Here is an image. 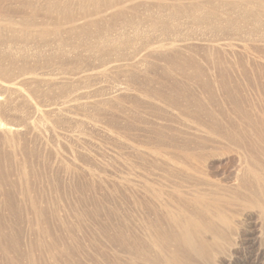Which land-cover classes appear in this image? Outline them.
<instances>
[{
	"label": "rangeland",
	"instance_id": "obj_1",
	"mask_svg": "<svg viewBox=\"0 0 264 264\" xmlns=\"http://www.w3.org/2000/svg\"><path fill=\"white\" fill-rule=\"evenodd\" d=\"M55 1L0 0V264H264L256 210L224 255L175 246L264 196V6Z\"/></svg>",
	"mask_w": 264,
	"mask_h": 264
},
{
	"label": "bare ground",
	"instance_id": "obj_2",
	"mask_svg": "<svg viewBox=\"0 0 264 264\" xmlns=\"http://www.w3.org/2000/svg\"><path fill=\"white\" fill-rule=\"evenodd\" d=\"M46 1L52 5L60 3L55 0ZM124 1L126 0H82L77 7L80 10L78 14L103 12V10L110 9ZM256 1L259 5L264 6V0ZM52 9L61 11L65 20H74L77 15V13L74 12V9L76 8L69 7L68 4L64 7H58V5L49 7V10ZM88 28L90 29V27ZM85 30L87 31V28ZM253 159L256 158L253 157ZM262 186L264 187V184H262ZM249 188H252V186H249ZM252 195L255 196L254 193H252ZM212 206L214 207V211L211 212L213 214V218L216 220L210 221L203 216V219L198 221L193 218L175 221V224L178 225L180 230L179 236H176L175 238V246H182L187 251L195 252V254L201 258L210 259L224 255V253L233 246L234 241L231 236L236 235L237 237L239 229V222L237 221L236 223L235 219L238 220L239 217L243 216V213L248 212L249 210H256L257 217L264 223V196L261 199L252 198L249 202L214 199ZM231 207L234 209L230 210L229 208ZM249 213L251 214V212ZM256 213L254 214L256 215ZM204 235H208L209 239H204ZM163 240L170 241L171 239L165 237ZM179 249L180 248H178L177 251H179ZM174 251H176V247ZM174 255L175 253L170 256L167 264L181 263L177 259L178 257L176 258Z\"/></svg>",
	"mask_w": 264,
	"mask_h": 264
}]
</instances>
